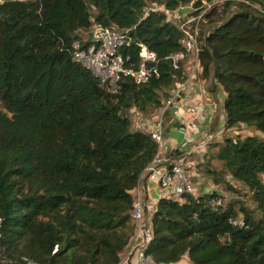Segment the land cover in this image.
Listing matches in <instances>:
<instances>
[{"label":"trees","instance_id":"1","mask_svg":"<svg viewBox=\"0 0 264 264\" xmlns=\"http://www.w3.org/2000/svg\"><path fill=\"white\" fill-rule=\"evenodd\" d=\"M248 2L226 0L206 15L200 72L225 95V129L262 135L227 132L211 145L196 168L213 191L160 199L145 250L155 264L185 256L191 264H264V0ZM191 4L0 3V264L121 263L136 232L133 192L159 151L130 113L160 110L186 80L185 63L175 69L169 59L184 51V34L166 11ZM98 27L128 31V66L137 68L144 46L156 54L159 76L144 84L123 77L116 94L102 87L73 60V43L94 42ZM219 188L232 197L225 201ZM240 215L244 226H234Z\"/></svg>","mask_w":264,"mask_h":264},{"label":"built area","instance_id":"2","mask_svg":"<svg viewBox=\"0 0 264 264\" xmlns=\"http://www.w3.org/2000/svg\"><path fill=\"white\" fill-rule=\"evenodd\" d=\"M8 0H0L3 4ZM15 2H34L38 0H11ZM226 0H212L196 6L195 3L181 6L173 12L166 11L169 18L172 13H178L177 23L184 34V51L173 54L169 59L175 69H179L189 57L193 59V68L184 82L178 83L171 99L165 109L176 105L190 83L197 80L201 70L200 64V28L206 15L215 7L220 6ZM246 1L248 0H241ZM162 10L163 8H156ZM183 13V14H182ZM98 31H101L100 33ZM128 31H119L116 28H96L94 42L82 45L79 41L73 43V60L92 72L97 77L100 85L109 92L116 94L121 90L123 77H131L137 84L147 83L151 78L158 77V62L155 53L141 46L140 62L137 68L129 67L130 56H124L121 49L129 46L131 37ZM133 128L150 132L152 139L158 144L159 151L153 162L147 167L145 174L150 185H156L164 190L162 198L181 200L185 194L197 196L199 194L203 176L198 173L196 165L188 161L187 154L170 160L164 150V126L160 119L154 124L138 118ZM189 139V137H188ZM211 186L209 191H213ZM223 200L216 204L222 205ZM132 218L136 223V232L130 243L128 257L121 259L120 264H155L152 257L145 253L147 243L152 237L151 223H147L144 215V202L142 198H136ZM234 226L242 227L245 219L242 215L231 220ZM28 264H40L29 261ZM50 264V263H45Z\"/></svg>","mask_w":264,"mask_h":264},{"label":"crops","instance_id":"3","mask_svg":"<svg viewBox=\"0 0 264 264\" xmlns=\"http://www.w3.org/2000/svg\"><path fill=\"white\" fill-rule=\"evenodd\" d=\"M184 63L187 74H189L193 68L192 57H189ZM197 76V80L190 83L181 98L175 103L176 105L167 108L164 127L166 140L164 150L167 156L173 152L183 151L187 154L188 161L193 165L205 162L207 154L212 149L211 145L221 143L227 132L230 133L229 136L262 135L244 125L227 131L225 129V95L221 87L213 78L203 79L201 72ZM142 178L140 186L133 193L136 198L143 199L145 220L150 223L152 215L164 195V190L156 185H150L147 182L146 174ZM203 181H201L203 188L199 191L207 192L211 185ZM219 191L224 194L225 201L232 197L231 194L224 193L220 188ZM129 251L130 245L124 251V257H128ZM177 264L191 263L188 256H185Z\"/></svg>","mask_w":264,"mask_h":264},{"label":"rangeland","instance_id":"4","mask_svg":"<svg viewBox=\"0 0 264 264\" xmlns=\"http://www.w3.org/2000/svg\"><path fill=\"white\" fill-rule=\"evenodd\" d=\"M197 1H200V2H203V3L206 2V0H193L194 3L197 2ZM156 8L157 7L155 5H150L148 7L147 11L155 10ZM168 19L171 20L173 23L177 24L179 22L178 13H172L170 18L168 16ZM81 36H82L83 40H85V41L90 39L89 32H82ZM167 110L168 109H165V107H163L160 110H157L155 112H150L148 114H143V115L138 113L136 110H132L131 113H130V118L133 120V125H135V123H136L138 118L144 119L145 121L150 122V124H154V123L158 122V120L162 119L163 120V126L165 127V117H166V111ZM237 184H238L237 187L242 188L240 183H237ZM226 194H228V193L226 192ZM124 255L125 254L122 255V259L126 257V256L124 257Z\"/></svg>","mask_w":264,"mask_h":264},{"label":"water","instance_id":"5","mask_svg":"<svg viewBox=\"0 0 264 264\" xmlns=\"http://www.w3.org/2000/svg\"><path fill=\"white\" fill-rule=\"evenodd\" d=\"M99 33L101 32V31H98Z\"/></svg>","mask_w":264,"mask_h":264}]
</instances>
